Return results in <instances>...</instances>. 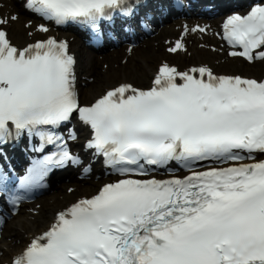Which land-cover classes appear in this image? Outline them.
<instances>
[{
  "label": "snow or ice",
  "instance_id": "6c2138e0",
  "mask_svg": "<svg viewBox=\"0 0 264 264\" xmlns=\"http://www.w3.org/2000/svg\"><path fill=\"white\" fill-rule=\"evenodd\" d=\"M119 4L23 7L56 25L95 29ZM18 20L0 14V146L26 135L39 138L33 151L48 154L15 179L0 169V240L6 216L18 215L53 169L81 163L69 150L76 135L59 134L74 116L91 130L86 148L121 178L59 211L9 264H264V80L163 63L149 88L124 83L82 105L68 42L49 36L18 48L7 32ZM37 31L50 29L40 23ZM221 38L230 56L264 62V2L229 17ZM168 51L186 48L177 41ZM173 162L188 174L155 178Z\"/></svg>",
  "mask_w": 264,
  "mask_h": 264
},
{
  "label": "bare ground",
  "instance_id": "6f19581e",
  "mask_svg": "<svg viewBox=\"0 0 264 264\" xmlns=\"http://www.w3.org/2000/svg\"><path fill=\"white\" fill-rule=\"evenodd\" d=\"M1 2L6 4V10L13 9L12 12L22 11V4L19 0H1ZM25 20L23 16H20L17 22L10 23L9 25V35L15 43L21 46L29 41L27 35L28 30L24 27ZM174 34L173 26H166L155 39H148L146 42H143L142 46L136 48L133 54L128 57L125 65L121 63L126 57L123 49L105 55L102 62H100L99 57L97 58L93 53L79 48V44L75 42L73 47L75 51L77 50L80 58L81 82L85 84L81 88V100L83 104L91 103L96 97L103 94L106 89L120 82L131 81L138 85L150 84V76L155 72L162 60L172 61L184 68L190 64L198 63L203 58L211 64L215 60L221 59L218 55H212L211 52L199 50L196 44L190 47V51L192 52L190 58L183 54L170 56L166 54L162 44L158 47L153 45V42L160 41L163 35L173 37ZM105 63L108 64L106 71H104ZM262 63L264 62H260L259 64L255 63L250 66L242 60L233 59L226 60L221 64L220 68L222 71L230 70L234 72L245 70L246 74L250 76L256 74L260 78L264 75L261 67ZM90 77L94 78L92 83L88 81ZM102 183V181H94L93 179L87 182L70 179L69 182L55 186L50 194L40 200L39 212L34 217L25 210L15 215L6 223V227L3 230V239L0 240V249L3 250L2 257H0L2 263L8 262L9 258L28 242L29 237L47 229L53 221L56 210L73 202L77 198L74 193L68 196L64 188L67 189L69 186H73L76 187V193H81L92 191L95 185L100 186ZM6 238H8V241Z\"/></svg>",
  "mask_w": 264,
  "mask_h": 264
},
{
  "label": "rangeland",
  "instance_id": "374dc122",
  "mask_svg": "<svg viewBox=\"0 0 264 264\" xmlns=\"http://www.w3.org/2000/svg\"><path fill=\"white\" fill-rule=\"evenodd\" d=\"M154 46L155 47H158L159 46V42H155L154 43ZM99 61L100 62H102V60H100V58H99ZM262 70L264 71V63H262ZM240 73H242V74H246L243 70L242 71H240ZM254 77H258L259 78V76H257L256 74H254L253 75ZM150 78H151V76H150ZM94 79V78H93ZM93 81H91L90 83H92ZM131 82V81H130ZM131 83H133V82H131ZM135 84V83H134ZM137 85V84H136ZM137 86H142V87H147L148 86V84H141V85H137ZM97 188H98V185H95ZM94 186V187H95ZM96 188V189H97ZM64 191L66 192V189L64 188ZM75 195L78 197V196H80L81 195V193L80 192H77V193H75ZM7 241H8V238H7Z\"/></svg>",
  "mask_w": 264,
  "mask_h": 264
}]
</instances>
